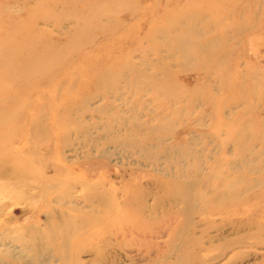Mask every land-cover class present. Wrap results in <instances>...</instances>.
<instances>
[{"label":"rangeland","instance_id":"374dc122","mask_svg":"<svg viewBox=\"0 0 264 264\" xmlns=\"http://www.w3.org/2000/svg\"><path fill=\"white\" fill-rule=\"evenodd\" d=\"M191 27L202 37L188 49L213 43V58L175 49ZM8 46L33 71L0 89V126L14 129L0 145V264H161L167 231L123 237L107 224L135 185L151 189L144 221L176 215L182 205L156 203L155 188L179 174L206 181L189 190L182 234L202 246L185 264H264V0H0ZM25 164L28 186L11 189ZM93 183L109 199L90 201ZM224 191L240 197L221 210Z\"/></svg>","mask_w":264,"mask_h":264},{"label":"bare ground","instance_id":"6f19581e","mask_svg":"<svg viewBox=\"0 0 264 264\" xmlns=\"http://www.w3.org/2000/svg\"><path fill=\"white\" fill-rule=\"evenodd\" d=\"M188 26H192V25H188ZM192 27H194V26H192ZM192 27L191 28H188V31L186 32V36L188 35L187 38H186V36L180 37V38L178 37L177 38V40L175 42V49L179 51V54H181L180 55L181 57H185L186 58V56H188V55L197 54L198 56H201L200 57L201 60L208 61L210 58H213V56L216 54L215 53V50H214V47L212 45L213 43H208V44H205L203 46H200L199 45L200 46V50H199L198 53H195L194 51L191 52V50L188 49L189 43L192 42V39H195L196 36L197 37L198 36L199 37L201 36V32H199V35H198V32H196L195 28H192ZM209 28L210 27H208L207 25L205 26V30H204V33H202V36L208 31ZM183 43H185V47L184 48H183ZM21 51H23V50H21L20 47H14V46H8L6 50H1L0 55L1 56L4 55L5 57L4 58H1V56H0V89L3 88V87H5V88H8V87L12 88V86H15L16 84H20L19 83L20 81H24L26 78H29L32 75L30 73L32 69L29 70V71L26 69L28 62L25 63V61H24L22 63L20 61L21 60V56H22L20 54ZM205 63H207V62H205ZM205 63L203 64L202 67H205L206 66ZM182 70L185 71V66H183V69ZM107 77L108 76H106V77H104L103 79H100V80L98 79V83H97L98 85L96 84V88L97 89L100 90L101 87L104 86L102 84L104 83V80H105V82L108 80ZM163 77L165 79V77H167V75H163ZM152 88H154L153 90H155V91L157 89L158 90L162 89V91L168 92L169 86L167 85V82L155 81L152 84ZM2 90L3 89H1V91ZM12 104L13 103H11V109L9 111V114L15 115V114L18 113L19 110H18V108H14L15 106H13ZM0 120H1V118H0ZM0 125H2L1 122H0ZM28 128H30V127H28ZM34 128L37 129L36 126H33L32 128H30V132L31 133H33L34 131L35 132H38ZM138 128L141 129L140 127H138ZM13 132H14V129H9V128L3 129L0 126V145L2 144L3 140H5L8 136H10ZM104 132H105V134H107V133H109V130L106 129V130H104ZM101 145L103 146V144H101ZM114 146H115V144H114ZM239 149H241V148H239ZM34 157H33V155H30L29 159L32 160V161H34V162H36V159ZM242 158H243V156H242ZM28 165L29 164H25L26 168L29 167ZM230 169H231V167H230ZM221 170H222V168H221ZM29 171H30L29 168H27V170H25V169L20 170L19 173H20L21 177L19 179L13 180L11 182V184H10L11 189L20 190L21 188H26V186H28V183L26 182V180L24 178L27 177V176H29ZM249 171L251 172V170H249ZM182 176H183V174L182 175L179 174V175H177L174 178H171V179L170 178H167L164 183L158 182L155 190H159V192L162 191L163 194H161L162 196H160L159 194L156 193L155 200H156V203L158 202L160 204L164 197H166V198H169V197L175 198L182 205V208L178 212H176V215H177L178 218H181V219H183V218L186 217V220H184V221L181 220L179 223H177L176 220H175L176 219V215L173 216L171 213H168L167 212V213L164 214V216L162 218L161 217H160V219L159 218H156L154 224L153 223H149L147 220L144 221L143 220V216H142L143 215V212L145 210L143 201L146 198H149L150 197L151 189L146 184H144V185H135L133 187H130V190H128V192L127 191L125 192V194H124L125 200L122 202V209L123 210L122 211L119 210V213H118L119 217L118 216L116 217V220H115V223L114 224H107V229L109 231H114V233H116L118 236L119 235H123V237H124L125 235L126 236L127 235H133V236H135V235H138V236H146L147 235V237H149V238H151L152 236H156V235L152 234V232H151L152 231V228H155V227L157 228V232L156 233H158V235L160 233L163 234L165 231H167L168 234H169V241L167 242V245H165L166 246V251L169 252L171 250L173 251L174 249H178L179 250V254L177 256H175L176 258L172 261V263H169V264H182V263L185 264V262L188 263L189 261H192L193 260V256L191 257V252L189 250L191 249V247L193 245H195V246H197L199 248H201L202 245L200 244V242L199 243L192 244L190 237H188V238L185 239V235L182 234L183 232H185V228H187L188 225H189V219H187V218H188V216L190 217V214L189 213H190V211H192L191 210V206H192V201H193L192 200L193 195H191V193L189 192V190L191 188H193V189H195V191H197V189H199V187L201 186V184L204 183V182H206V181L203 180L204 179L203 177H200L201 175H199L197 177H200V178L199 179L195 178L196 179V182L194 184H192V185H189V184L186 185L185 182L183 181V180H185V177L183 176V179H182L181 178ZM228 177H229V175H228ZM247 180H249V179H247ZM43 182H44V184H42V185H45L46 183H49L50 181L41 178L40 181L37 184L39 185L40 183H43ZM153 183L155 184V182H153ZM231 184H232V182H231ZM261 185H263V184H261ZM103 187L104 186L102 184H99V183H93L92 185H87L84 188V192L86 194V197L90 201H92V202L93 201L96 202V203L105 202V200L106 199H109V198H107L108 197V194H107V192H105L103 190ZM243 187H244V184H243ZM56 188H58V186H56ZM241 188L242 187L240 186V189ZM228 189L226 190V192H230V193H233L234 194L235 190L233 189V186L229 185ZM109 195L112 196L111 194H109ZM235 195L236 196H239L237 193ZM215 197H217V196H215ZM239 197L238 198L230 197V194L229 193L225 194V191H224V193H222V194H220L218 196V200L217 201L219 202V205L222 206L221 207V210H222V208H223L224 205H227V206L231 205L232 203H234L233 201L238 200ZM230 207H233V205H231ZM234 207H238V206H234ZM226 211H227V209H225V212ZM233 211H235V210H233ZM235 212H237V211H235ZM222 213H224V212H222ZM229 213H231V212H229ZM134 214L136 215V218H135V220H131V218H132L131 215H134ZM173 222H174V224H172ZM180 237H182V239H180L181 242H182V245L181 246H177L174 243ZM166 251L161 254V257L159 259H157V260H160L159 263H161V264H166V263L169 262L168 261L169 260V255H168V252H166ZM158 252H160V251H158ZM61 255L63 256V254H61ZM158 256H160V255H158ZM62 259H65V257H63ZM155 262H156V260H155Z\"/></svg>","mask_w":264,"mask_h":264}]
</instances>
